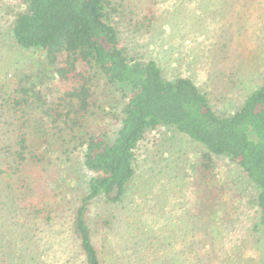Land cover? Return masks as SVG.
Listing matches in <instances>:
<instances>
[{"label": "trees", "instance_id": "16d2710c", "mask_svg": "<svg viewBox=\"0 0 264 264\" xmlns=\"http://www.w3.org/2000/svg\"><path fill=\"white\" fill-rule=\"evenodd\" d=\"M19 1L5 29L7 43L34 56L11 63L0 57V264L47 263L51 249L45 244L57 217L40 184L48 179L47 154L70 148L92 110L91 69L118 87L126 102L120 115L112 112L119 122L112 138L106 128L85 141L82 160L89 177L67 216V239L74 246L66 264H264V50L247 65L260 68L261 82L239 84L238 108L219 111L192 72L168 77L155 59L131 54L119 31L124 0ZM196 2V21L187 28L227 47L231 21L212 19L241 14L239 0ZM150 11L137 16L136 25L146 28L158 17ZM163 127L200 145L189 164L195 180L190 175L177 186L174 176L180 173L161 175L159 161L154 177L170 179L150 188L149 178L137 171L140 149ZM50 138L60 141L59 148L48 149ZM217 156L238 165L256 190L249 195L237 189L239 206L254 209L253 223L225 244L219 230L237 220L223 216L199 192L216 180ZM183 190L189 198L176 196ZM96 202L112 210L99 222L112 232L102 246L89 218ZM143 204L153 212L141 211Z\"/></svg>", "mask_w": 264, "mask_h": 264}, {"label": "rangeland", "instance_id": "374dc122", "mask_svg": "<svg viewBox=\"0 0 264 264\" xmlns=\"http://www.w3.org/2000/svg\"><path fill=\"white\" fill-rule=\"evenodd\" d=\"M239 2L243 8L241 14L228 19H212L213 23L219 24L231 21L230 34L224 40L229 45L223 49L220 43H215L210 37L198 36L187 28L196 21L195 10L198 8L196 0H124L123 9L126 12L119 18V31L132 55L155 59L168 77L176 73L192 72L193 78L210 93L214 107L219 111L230 112L240 105L242 91L240 85L249 84L253 87L261 82L257 73L260 68L255 63L248 68L247 65L257 59L264 50L261 47L262 44L264 45V0H239ZM20 4L19 0H0V57H4L3 63L13 62L11 58L18 57L17 60L20 62L34 56V52H23L7 43L10 39L5 29L20 9ZM150 10L158 17L153 19L152 23L148 22L146 28H140L136 25L135 18L146 12L151 14ZM27 63L26 67L29 61ZM189 67L193 69H187ZM89 72L93 79L92 110L77 132L79 139H76L70 148H60L50 155L47 154L48 159L44 169L48 173V179L45 181V186V183L40 184L43 196L46 197L57 217L49 228L50 238L45 244L51 249L49 257H45L48 264H66L69 255L72 254L70 249L74 244L72 240L67 239V237L71 239L67 216L82 195V185L89 177L82 160L85 141L94 133L106 128L112 138L111 135L119 127L118 119L112 112L120 115L126 102L118 87L108 83L104 76L97 74L93 69ZM233 75L238 77L234 78L236 76ZM50 140L52 145L48 149L59 148L60 141L52 138ZM146 140L140 149L137 171L149 178L150 188H153L159 179V182L163 180V183H167L166 180L170 179L167 176L163 179L154 177L156 173L152 168L157 166L159 161L163 164L161 175H168L171 171L173 174L180 173L182 177L174 176L177 186L183 182L187 183L190 175L191 180H195L190 173L189 164L198 156L200 145L167 127L152 131ZM41 146L43 147V144ZM214 162L216 180L205 189L199 188V192H202L203 198L208 195L214 200L216 208L223 216L229 215V220H237L235 224L233 222L219 230L221 240L218 239L220 243L225 244L227 241L241 237L244 231L248 232V228L253 223L254 209L239 206L237 189L244 188L249 195L254 194L256 190L244 179L238 165L230 163L224 156H217ZM198 182L202 184L200 180ZM187 193H189L187 190H183L175 194L181 198L184 195L189 198ZM137 203L139 204L137 200L136 203L133 202V207H137ZM140 210L153 212L144 204ZM130 211L136 212L137 209ZM111 212L110 205L96 202L89 214L94 226L95 240L99 246L112 238L110 237L112 232L99 225L101 219ZM209 213L210 211L207 214ZM45 241L46 238L43 243ZM107 245L109 246V243ZM45 262L44 264H47Z\"/></svg>", "mask_w": 264, "mask_h": 264}]
</instances>
